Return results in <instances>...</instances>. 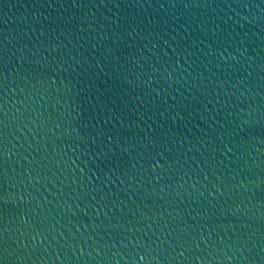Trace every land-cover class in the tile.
<instances>
[{
	"label": "water",
	"instance_id": "95a60500",
	"mask_svg": "<svg viewBox=\"0 0 264 264\" xmlns=\"http://www.w3.org/2000/svg\"><path fill=\"white\" fill-rule=\"evenodd\" d=\"M105 32L109 38L100 40ZM0 33L15 51L6 58L4 195L14 203L23 199L26 211L42 216L48 237L38 241L48 251L24 261L15 259L21 240L10 242L5 264H133L127 248L113 246L111 233L92 226L113 215V223H122L120 216L131 219L137 206L149 234L171 220L169 212L203 225L192 264H264V0H88L87 7L71 0H0ZM109 50L110 57L102 56ZM37 60L58 65L46 81L60 89L54 98L29 76L27 62ZM69 81L85 95L92 92L89 128L97 118L93 105H108L97 125L112 134L106 147L80 146L73 129L85 112L65 103ZM225 129L227 148L216 139ZM145 135L163 149L156 170L163 177L137 154ZM97 156L107 167L94 178L89 157ZM137 161L149 173L141 175L139 164L132 169ZM81 178L89 188L102 182L107 198L81 197ZM66 241L73 247L61 248ZM135 264L168 262L136 256Z\"/></svg>",
	"mask_w": 264,
	"mask_h": 264
},
{
	"label": "snow or ice",
	"instance_id": "6c2138e0",
	"mask_svg": "<svg viewBox=\"0 0 264 264\" xmlns=\"http://www.w3.org/2000/svg\"><path fill=\"white\" fill-rule=\"evenodd\" d=\"M87 2L88 0H71L73 7H75L77 3H80L82 7H87ZM100 2L103 3L105 0H100ZM48 6L51 7V4ZM45 19H47V17ZM108 38L109 35L105 32V34L100 37V40H106ZM11 44L12 43H10L3 33H0V264H5V261L9 260L10 242L11 244H16L17 239L21 240L20 244H17V249L14 250L17 251V256L15 258L17 261H24L29 253L37 255L40 251H48L47 248H41L38 246V241L47 242L48 240V237L45 234L46 220L42 216H38L32 208H29L26 211L25 201L23 199L14 203L13 198L4 195V192L6 191L4 188V181L8 178V173L7 163L4 161L3 155L6 151L5 145L7 144L10 124V121L5 119L7 116L5 97L7 95L6 90L8 89L6 73L8 64L6 63V58L9 60L10 51L13 56L15 55V51H12L10 48ZM39 47H43V42H41ZM53 51H55V49H53ZM110 52L111 50L102 51V56L110 57ZM67 56L68 53L63 52V55L57 57V59H60L63 62V58H66ZM73 60L75 61L76 57H74ZM27 63L33 68V71L29 73V76L40 86L41 92L52 98H54V92L56 95L60 94V89L50 88L46 84V81L49 78L47 74L49 72H52L54 75L56 74V67H58V65L56 67L53 66L55 65V60H53L51 64H42L38 60L28 61ZM82 63L83 61H80L77 64V67ZM69 67H71V65H69ZM95 67L100 69V71H103L100 67V63H96ZM137 67H139V65H137ZM72 71L75 72L76 69L73 68ZM77 75H79V73H77ZM52 83L55 84V80H53ZM61 83H63V81H61ZM92 87H94V85L89 81V88ZM98 91L99 90L97 89V92ZM63 92L64 95L69 98L65 103H68L69 100L71 101L70 106L72 107V112H76V107H80L81 112H85V116L82 118L79 128L73 129V131L76 132L80 146L86 150L89 149V145L94 148L97 143L106 147L107 145L104 144V138L107 137L108 142L110 143L112 134L106 129L97 128V125L100 123L99 115L107 109L108 105L101 101H97V103L101 104V107L96 108L95 105H93L94 110L97 112V118L92 124V127L89 128L86 122V109L87 105L93 100L92 92L89 90L87 95H85V91L83 89H75L74 86L71 85V81H69V84L63 89ZM29 98L31 97L29 96ZM77 100H80L79 105H77ZM65 115H71V113H66ZM17 119H19V116H17ZM41 123L43 124V121ZM220 127L223 128L224 126L221 125ZM229 138L230 133H228L227 129L221 132L220 136L216 137L223 148L228 147L226 141ZM208 143L212 144L213 151L217 150L216 144L213 140L210 139ZM137 147L140 149L137 153L140 156V159L151 163V173L163 177L162 173H157L156 171L161 168V165L164 163V158L160 155V151H163V149L160 148L159 142L155 136L153 135L152 137H149L145 135L142 142ZM158 148L160 149L159 151L157 150ZM101 154L103 153L101 152ZM221 155H223V152H221ZM89 162L91 163L92 168L88 169V163H85L84 169H88L94 178L98 177L103 172L104 167H107L105 162L100 160L99 156H97L96 160H91V157H89ZM138 164L140 166L141 175L149 173L140 161L132 164V169L137 168ZM123 165L126 167L127 162H123ZM120 166L121 164L117 163L116 167L119 168ZM92 169H98V171H92ZM184 174L186 175L187 173L185 172ZM81 177H83V169L81 171ZM139 177L140 175H136L135 173L132 174V179L134 180H138ZM205 179H207V176ZM129 182L131 183V181ZM73 183H76V181H73ZM213 186L215 187V185ZM103 188L104 186L102 182L100 186L93 185L92 188H89L88 182L83 178L79 181V195L85 200L94 197L103 202V200L107 198V194L103 193ZM137 191H139V189H137ZM160 191L163 192V188H161ZM217 191H219V189H217ZM17 204L19 206H17ZM77 207H79V205H77ZM104 207L107 208V205L105 204ZM168 215L171 217V220L163 222L160 226L156 227L154 231H151V234H149V231H144L142 227H140V225L143 224V219L141 218L142 213H140L138 206L137 209L131 213V219H126L121 215L120 221H122V223H113L116 219L115 215H113L110 219L101 220L98 224L92 227L94 231L99 228L103 230L105 234L111 233L109 240L113 242V246H115L116 243H120L122 247L127 248L128 251L126 252V255L133 259V264H135L136 256H139L141 260H147L149 258L156 259L159 257L161 260L167 261L168 264H172L173 260H175L177 264H192L193 260L197 259V257L192 254L193 249L198 247L196 243V234L203 225L189 224L184 219L181 212H176V215L174 216L169 212ZM73 216H75V213H73ZM77 232H79V229H77ZM141 232H143V236L140 239H135L136 234ZM14 233H19L20 236L16 237L14 236ZM125 233L128 235H125ZM129 235H131L133 239H129ZM161 236H164V239H161ZM61 239H63V237H61ZM88 239H91V237H88ZM134 239L135 243H133ZM52 240L56 243H60L59 241H56L54 236L52 237ZM124 241H127V243L125 244ZM65 246L70 249L73 247V244L66 241L65 244L60 245L61 248ZM178 249L180 250L178 255L173 256L172 253L176 252ZM153 253H155V255H153ZM249 254L251 255V252H249ZM262 259H264V257H262Z\"/></svg>",
	"mask_w": 264,
	"mask_h": 264
}]
</instances>
